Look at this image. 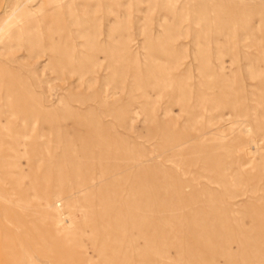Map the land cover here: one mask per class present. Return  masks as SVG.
<instances>
[{
	"label": "rangeland",
	"instance_id": "374dc122",
	"mask_svg": "<svg viewBox=\"0 0 264 264\" xmlns=\"http://www.w3.org/2000/svg\"><path fill=\"white\" fill-rule=\"evenodd\" d=\"M0 264H264V0H0Z\"/></svg>",
	"mask_w": 264,
	"mask_h": 264
}]
</instances>
